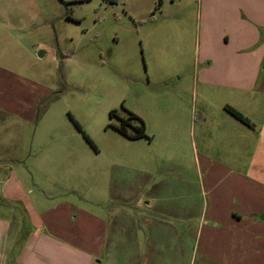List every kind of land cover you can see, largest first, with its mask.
Returning <instances> with one entry per match:
<instances>
[{
	"label": "rangeland",
	"instance_id": "rangeland-1",
	"mask_svg": "<svg viewBox=\"0 0 264 264\" xmlns=\"http://www.w3.org/2000/svg\"><path fill=\"white\" fill-rule=\"evenodd\" d=\"M199 10L200 0H0V21L15 33L23 28L26 48L0 41V62L17 77L1 75L0 167L6 174L10 164L21 183L19 217L29 216V201L38 210L67 202L118 227L132 224L144 210L145 184L163 201L155 222L183 230L186 247L202 258L210 198L246 189L209 171L242 160L203 123L228 116L217 90L198 81ZM128 112L149 139L114 129ZM252 175L264 179L259 170ZM131 237L139 246L140 236Z\"/></svg>",
	"mask_w": 264,
	"mask_h": 264
},
{
	"label": "crops",
	"instance_id": "crops-1",
	"mask_svg": "<svg viewBox=\"0 0 264 264\" xmlns=\"http://www.w3.org/2000/svg\"><path fill=\"white\" fill-rule=\"evenodd\" d=\"M199 11L198 81L206 89L217 90L219 109L228 116L204 118L203 123H209L212 137H221L224 146L238 152L242 160L211 166L209 171L219 173L224 178L220 181L230 186L246 189L240 196L210 198V209L204 211L210 225L201 228L206 235L202 258L196 261L194 245L186 247L183 230L163 229L155 222L158 211L154 210H162L156 204L163 201L149 194L145 184L138 191L144 210L132 224L118 227V222L67 202L38 210L29 201V216L19 217L14 203L22 202L21 183L6 164L9 173L0 167V264H264V240L257 238L264 235V194L259 193L264 179L252 175L264 172V0H200ZM22 29L15 33L10 23L0 21V41L26 50ZM6 64L0 62V86L1 75L17 78ZM9 86L11 91L17 87ZM225 105L244 114L253 127L229 115ZM258 111H262L260 118H252ZM184 200L186 205L178 210L183 218L189 208V198ZM160 213L159 217L164 211ZM132 235L140 236L139 246L132 242ZM161 236L166 243H160ZM247 239L253 243L245 244Z\"/></svg>",
	"mask_w": 264,
	"mask_h": 264
},
{
	"label": "trees",
	"instance_id": "trees-1",
	"mask_svg": "<svg viewBox=\"0 0 264 264\" xmlns=\"http://www.w3.org/2000/svg\"><path fill=\"white\" fill-rule=\"evenodd\" d=\"M224 110L231 115L233 118L238 120L239 122L249 126L253 127V124L250 122V120L242 114L240 111L235 109L232 106L225 105ZM111 117H114L117 115L116 111H111L110 113ZM129 118H119L120 119V126L114 127V129L121 134L123 137L129 138V139H139V138H147L150 137L146 133V127L144 122L139 118L137 115L128 112ZM77 128L81 130L80 126L75 122ZM131 129V131H129ZM84 134V133H83ZM86 140L92 144V141L88 138L86 134H84Z\"/></svg>",
	"mask_w": 264,
	"mask_h": 264
},
{
	"label": "flooded vegetation",
	"instance_id": "flooded-vegetation-1",
	"mask_svg": "<svg viewBox=\"0 0 264 264\" xmlns=\"http://www.w3.org/2000/svg\"><path fill=\"white\" fill-rule=\"evenodd\" d=\"M125 118H129V117L127 116V117H125Z\"/></svg>",
	"mask_w": 264,
	"mask_h": 264
}]
</instances>
